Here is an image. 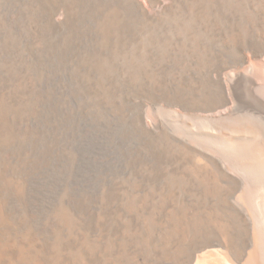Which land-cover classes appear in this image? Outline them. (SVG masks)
<instances>
[{"label": "bare ground", "instance_id": "bare-ground-1", "mask_svg": "<svg viewBox=\"0 0 264 264\" xmlns=\"http://www.w3.org/2000/svg\"><path fill=\"white\" fill-rule=\"evenodd\" d=\"M160 101L219 116L225 159L147 133L124 178L47 194L62 111ZM242 108L264 120V0L0 5V264H264V129L230 126Z\"/></svg>", "mask_w": 264, "mask_h": 264}, {"label": "rangeland", "instance_id": "rangeland-1", "mask_svg": "<svg viewBox=\"0 0 264 264\" xmlns=\"http://www.w3.org/2000/svg\"><path fill=\"white\" fill-rule=\"evenodd\" d=\"M17 3L18 0H0V5L6 9H14ZM23 10L27 11V6ZM65 33L66 29L62 28L51 39L58 41ZM53 76L56 77L55 74ZM58 92L61 93L62 89L59 88L56 93ZM71 102L70 107L76 108L77 101ZM134 103L140 105L141 100L136 99ZM104 111L107 115L75 109L61 112V123L55 133L59 148L42 181L43 186L50 191L47 192L48 195L55 196L64 190H95L101 183L124 178L134 169L132 160L136 156L139 159V155L145 153L151 157L152 147L144 144L141 139L147 133L155 134L160 139L171 137L175 149L192 145L197 149H208L215 160L225 159L220 150L211 147L210 140L213 137L208 134L217 133V124L221 123L218 119L213 120L219 116H215L212 111L189 110L180 104L168 105L165 101L144 103L123 115L113 113V108L105 107ZM249 111L247 108L234 111L228 116V124L232 126L235 122L233 118L242 116L247 122L260 123L264 129L263 117ZM138 118L143 120L140 127L144 132L137 131L135 134L130 130L135 128ZM141 159L145 161V156ZM247 177L242 175V179L246 180Z\"/></svg>", "mask_w": 264, "mask_h": 264}]
</instances>
